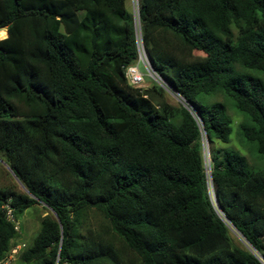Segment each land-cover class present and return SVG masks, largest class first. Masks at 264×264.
<instances>
[{"label": "trees", "instance_id": "1", "mask_svg": "<svg viewBox=\"0 0 264 264\" xmlns=\"http://www.w3.org/2000/svg\"><path fill=\"white\" fill-rule=\"evenodd\" d=\"M125 1L0 0V158L25 189H0V261L17 236L3 205L43 203L58 220L40 218L27 264H264V0H138L149 65L189 109L128 83ZM216 92L261 169L211 147L231 130Z\"/></svg>", "mask_w": 264, "mask_h": 264}, {"label": "rangeland", "instance_id": "2", "mask_svg": "<svg viewBox=\"0 0 264 264\" xmlns=\"http://www.w3.org/2000/svg\"><path fill=\"white\" fill-rule=\"evenodd\" d=\"M125 6L128 12L131 14L132 18L134 17V13L138 8V0H126ZM137 14V13H136ZM4 34H0V38L5 37L6 32ZM137 67L143 76L142 84L139 88H148L151 86L155 81L152 76L149 74L145 66L141 61L137 62ZM149 84V85H145ZM170 90V89H169ZM163 97L165 101L172 105H180L183 99L177 95L176 93L169 92L164 90ZM206 102L212 101H220L225 106V113L227 118L230 121V133H229V140L226 143L219 142L217 140H213L211 143V147L215 148H227L229 150H234L242 155L245 156L249 167L253 170L261 169L263 167V159L257 153L255 147L246 142L243 138L240 128L243 124H248L249 120L240 113L234 106L233 102L226 98L221 92H216L215 94H211V96L205 97ZM208 141V140H207ZM205 155L206 161L209 162V143L205 142ZM210 147V148H211ZM0 189H12V190H22L21 186L17 183V181L13 178L11 173L8 171L6 166L0 162ZM49 213V209L44 205L38 203L32 206H29L25 210H23L18 216V230L17 236L15 238V243L17 244H24V247L18 251L15 255H12L8 264H27L21 261L19 258L21 252L31 246L32 240L36 235L37 231L39 230L40 226V218L44 215ZM100 221V217L96 214L90 213L89 218L87 219L88 224L91 226H96ZM233 239L237 236L231 232L230 234Z\"/></svg>", "mask_w": 264, "mask_h": 264}, {"label": "built area", "instance_id": "3", "mask_svg": "<svg viewBox=\"0 0 264 264\" xmlns=\"http://www.w3.org/2000/svg\"><path fill=\"white\" fill-rule=\"evenodd\" d=\"M136 13H137V10H136ZM136 47H137V59L125 68V76L130 85L134 87H140L143 81V76L137 67V62L141 61L151 76H152V71H151L149 62L147 60L146 54H145V50L142 46L140 37H138L136 41ZM156 76L163 83V85L167 87V85L163 82V80L157 74ZM207 173H208V169H207ZM209 196H211L212 200L214 199V192H213L211 185H209ZM3 208L5 210L7 219L13 223L14 229L17 231L18 221H17V218L14 217L12 213V209L10 208L9 204L5 203L3 205ZM23 247H24V244H17V243L13 244L7 256L3 260L0 261V264H8L11 256L18 253V251L21 250ZM54 264H57V262H55Z\"/></svg>", "mask_w": 264, "mask_h": 264}, {"label": "water", "instance_id": "4", "mask_svg": "<svg viewBox=\"0 0 264 264\" xmlns=\"http://www.w3.org/2000/svg\"><path fill=\"white\" fill-rule=\"evenodd\" d=\"M133 21H134L135 36H136V41H137V39L139 37V21H138V16H137L136 12L134 13ZM151 71H152V78L154 79V81L159 86H161L164 90H167L169 92L176 93L177 95H179L175 90H169L168 87H166L165 85H163V83L157 78V76H156V74H155V72L153 71L152 68H151ZM181 104L189 109L188 103L185 100L181 101ZM197 119H198V122H199V125H200V130H201V135H202V141L201 142H202V157H203L204 171L206 173V178H207V181H208V185H210V182H209V180H210V164H209V162L206 161L205 146H204V140H205V142H208L207 141L208 140V137L205 135V130L203 128L202 121L199 118H197ZM0 162L6 166V168L11 173V175L13 176V178L17 181V183L21 186V188L24 189L23 185L20 183V181L18 180V178L16 177V175L12 172V170L10 169V167L6 164V162L2 158H0ZM207 169H208V173H207ZM210 199H211L212 203L214 205H216L220 209V207L218 205V202H217V197L215 196V194H214V199L212 200L211 196H210ZM41 204L44 205V206H46L43 203H41ZM50 211L53 213V215L55 216V218L58 220V218L56 217L55 213L51 209H50ZM229 228L250 249V247H249L248 243L245 241L244 237L240 233H238V231H236V229L234 227L229 226Z\"/></svg>", "mask_w": 264, "mask_h": 264}, {"label": "bare ground", "instance_id": "5", "mask_svg": "<svg viewBox=\"0 0 264 264\" xmlns=\"http://www.w3.org/2000/svg\"><path fill=\"white\" fill-rule=\"evenodd\" d=\"M0 34H1V35H3V34H4V31H3L2 29L0 30Z\"/></svg>", "mask_w": 264, "mask_h": 264}, {"label": "crops", "instance_id": "6", "mask_svg": "<svg viewBox=\"0 0 264 264\" xmlns=\"http://www.w3.org/2000/svg\"><path fill=\"white\" fill-rule=\"evenodd\" d=\"M145 85H149V84H145ZM149 87V86H148Z\"/></svg>", "mask_w": 264, "mask_h": 264}]
</instances>
